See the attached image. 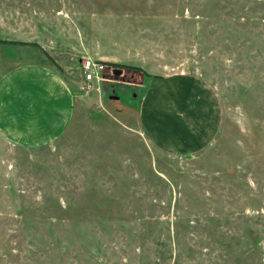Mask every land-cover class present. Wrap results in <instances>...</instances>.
Masks as SVG:
<instances>
[{
    "label": "rangeland",
    "instance_id": "1",
    "mask_svg": "<svg viewBox=\"0 0 264 264\" xmlns=\"http://www.w3.org/2000/svg\"><path fill=\"white\" fill-rule=\"evenodd\" d=\"M2 40L33 45L0 43V80L53 67L75 110L39 147L0 128V264H264V0H0ZM89 58L152 76L108 64L85 92ZM173 75L220 101L196 153L142 130L148 84Z\"/></svg>",
    "mask_w": 264,
    "mask_h": 264
},
{
    "label": "crops",
    "instance_id": "2",
    "mask_svg": "<svg viewBox=\"0 0 264 264\" xmlns=\"http://www.w3.org/2000/svg\"><path fill=\"white\" fill-rule=\"evenodd\" d=\"M73 93L57 69L23 65L0 80V128L17 144L55 142L74 118ZM222 119L219 98L205 82L173 75L150 82L141 104L147 139L170 153H196L212 143Z\"/></svg>",
    "mask_w": 264,
    "mask_h": 264
},
{
    "label": "built area",
    "instance_id": "3",
    "mask_svg": "<svg viewBox=\"0 0 264 264\" xmlns=\"http://www.w3.org/2000/svg\"><path fill=\"white\" fill-rule=\"evenodd\" d=\"M108 66V63L105 61H98L91 58L82 61V69L84 72L83 90L85 92L94 90L97 83L104 80V73L107 71Z\"/></svg>",
    "mask_w": 264,
    "mask_h": 264
},
{
    "label": "trees",
    "instance_id": "4",
    "mask_svg": "<svg viewBox=\"0 0 264 264\" xmlns=\"http://www.w3.org/2000/svg\"><path fill=\"white\" fill-rule=\"evenodd\" d=\"M0 43H3V44H12V45H33L31 43L17 42V41L7 42V41H4V40L0 41ZM38 47H39V45H38ZM44 54H47V53L44 52ZM108 64L109 65H112V66H115V67H121V68L129 69V70H140V71L144 72V74L146 76H148V77H151L152 76V75H149L148 73H146L143 69H141V67H137V66H133V65H121V64H118V63H108Z\"/></svg>",
    "mask_w": 264,
    "mask_h": 264
}]
</instances>
